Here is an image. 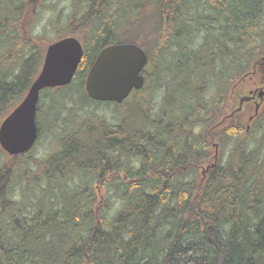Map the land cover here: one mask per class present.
<instances>
[{
    "label": "trees",
    "instance_id": "1",
    "mask_svg": "<svg viewBox=\"0 0 264 264\" xmlns=\"http://www.w3.org/2000/svg\"><path fill=\"white\" fill-rule=\"evenodd\" d=\"M26 2L0 0V125L25 97L48 46L21 31ZM151 12L158 28L147 37H129L119 25L124 16L136 21ZM70 30L86 46L74 82L42 92L39 104L60 103L76 82L84 86L97 55L112 44H137L152 51L154 69L176 60L179 75L200 80L181 94L170 91L155 120L144 112L130 121L118 115L116 123L100 118L92 124L101 134L86 141L91 125L79 123L44 162L33 160V151L8 158L0 148V264H264V126L246 141L241 126L219 135L230 160L202 189L198 175L181 172L189 160H208L198 138L210 123H199V113L212 80L222 86L229 65L246 71L264 56V0H77ZM198 34L203 42L194 49Z\"/></svg>",
    "mask_w": 264,
    "mask_h": 264
},
{
    "label": "rangeland",
    "instance_id": "2",
    "mask_svg": "<svg viewBox=\"0 0 264 264\" xmlns=\"http://www.w3.org/2000/svg\"><path fill=\"white\" fill-rule=\"evenodd\" d=\"M75 1L77 2V0H27V5L24 8L26 18L24 19L21 31L26 34V36L28 34L30 36L43 37L45 45L54 43L61 38L68 37L71 31L70 23L74 12ZM129 18L130 17L124 16L123 19L119 21V25L131 30V33H128L129 37L144 38L147 37L148 34L151 35L157 31L158 23L155 14H152V12L149 15L146 14L145 16L139 17V19L137 18L136 21ZM202 42L203 35L198 34L195 39L197 46L194 49H198ZM221 43L227 45V52L232 53L233 50L235 51L232 44L229 45L225 43V41H221ZM83 46L86 48L85 44ZM151 54L152 51L149 50L148 55ZM217 59L219 61V58ZM151 60H153V57H151ZM218 61L217 64H219ZM244 63L247 67L248 61L244 60ZM151 66L152 68L147 67L148 72L150 74H155V69H157L160 72L159 79L151 75L149 85H147V89L145 90L146 93L144 91L141 94L143 95L142 97L136 95V92L132 93L123 104L88 101L81 88L83 85H81L79 81L75 83V87L73 86V92L70 94V92L67 91L65 94L67 95L66 99L60 100V103H55L54 100L52 102L46 100L45 103L47 104H39L41 105L42 112L41 115L37 116V126L41 133V137L37 141L31 158L44 162L59 153L63 150L65 146L64 143L67 141H63V139L72 129L74 132V129H76L75 127H77L79 123L91 125V129H88L89 132L81 137V141H86L97 139L99 134H101L100 128L92 124L101 123L97 120L100 118L108 123H116L113 121L118 119V115L122 120L130 121L135 118H142V113L144 112L143 117L149 115L151 120H155L156 113L159 114L163 105L165 106L164 103L167 102L166 96L170 91L181 94L183 93V89L189 90L194 85L196 86L197 81L200 80V75H194L189 72L179 75L177 73L176 60H165L159 66L155 67V69L152 64ZM227 70L222 86V80L218 82L212 80L213 86L208 90L207 94L209 98L213 99L216 94L220 93L222 90H226L234 74L244 71V68H236L235 65L233 67L229 65V69ZM207 71H210V69H207ZM177 75H179V77H177ZM171 110L172 109H169L166 115H171ZM54 119L59 120V122L52 123ZM144 123L148 124L150 121L146 120ZM228 152L229 151L222 146L221 153L223 154V158L221 164L223 166L230 160ZM31 167H33V165H31ZM38 174V169L34 170L33 175H35V178L40 179Z\"/></svg>",
    "mask_w": 264,
    "mask_h": 264
},
{
    "label": "water",
    "instance_id": "3",
    "mask_svg": "<svg viewBox=\"0 0 264 264\" xmlns=\"http://www.w3.org/2000/svg\"><path fill=\"white\" fill-rule=\"evenodd\" d=\"M84 55V47L76 37H67L48 46L42 68L26 96L0 125V148L9 157L26 154L36 145L39 134L36 116L41 93L71 85ZM147 64L146 53L137 45L108 46L91 66L85 92L95 102L122 104L133 91L144 87L142 72ZM230 90L248 92L251 97L244 100L253 99L254 107L243 117V139H246L264 110V56L255 59Z\"/></svg>",
    "mask_w": 264,
    "mask_h": 264
},
{
    "label": "flooded vegetation",
    "instance_id": "4",
    "mask_svg": "<svg viewBox=\"0 0 264 264\" xmlns=\"http://www.w3.org/2000/svg\"><path fill=\"white\" fill-rule=\"evenodd\" d=\"M151 75L152 74L148 73L146 70L143 72V76L145 78V87L146 85H149V80H150ZM229 86L227 87L226 90L221 91L219 95V100L215 101L214 103H213V100L210 101V98H207L205 96L202 98L204 102L209 100V104L205 103L204 105L200 106L199 116H200V119H202V122H199V123H208V124L210 123V126L207 129L205 128L201 136L198 138V141L200 143V147L204 149L209 155H208V160H204L203 162L202 161L196 162V161H190V160L187 162V166L184 167L181 170V172H183L188 178H190L191 174L200 176L205 171L204 170L205 168H208L213 164L214 159H215L214 156L216 154L217 145L221 149V139L219 138V135L223 134L225 131H228L229 129H231L232 132L236 133V129L239 126L238 123H243V117L247 114V112L253 106V99L250 101L244 100L245 98L251 97L249 94H247L248 92L247 93L245 91H232L231 92L230 90L231 87ZM190 116H191L190 110L186 111L185 116H183L185 119L184 123H185V128H186L185 130L186 140L185 139L184 140L186 141L187 148L189 147L191 148L190 140L192 138L190 137V125H189ZM172 117H174L173 114H172ZM157 122L160 123V121L158 120ZM171 123H175V122L172 120ZM215 123H218L219 126L222 125L221 129L223 130L221 131L220 130L217 131L215 129L212 130L211 128L215 125ZM254 123L256 125L258 124V127L260 126L263 127L264 110L257 117ZM187 155L189 156V153ZM221 157H222V154L220 152V159ZM219 168H220V162H219V167L214 170H210L209 174H211L214 171H217V169ZM123 177L124 179H126L125 175ZM106 180L110 182L114 179L108 176ZM101 188L104 192L108 190L107 186L105 185L102 186ZM105 211H107L106 212L107 217L110 218L111 217L110 211L108 209H105Z\"/></svg>",
    "mask_w": 264,
    "mask_h": 264
},
{
    "label": "bare ground",
    "instance_id": "5",
    "mask_svg": "<svg viewBox=\"0 0 264 264\" xmlns=\"http://www.w3.org/2000/svg\"><path fill=\"white\" fill-rule=\"evenodd\" d=\"M170 115V114H169ZM118 125V124H117ZM77 144H79V143H77ZM94 145V144H93ZM125 147V146H124ZM67 148V147H66ZM71 150V149H70ZM121 156V155H120ZM114 161V160H113ZM117 161V160H116ZM67 168H69V167H67ZM51 172V171H50ZM76 172V171H75ZM191 174V173H190ZM76 175V174H75ZM58 176V175H57ZM186 177V176H185ZM90 178V177H89ZM252 178V177H251ZM78 179V178H77ZM253 179V178H252ZM191 180V179H190ZM191 182V181H190ZM189 183V182H188ZM44 195V194H43ZM69 198V197H68ZM41 200V199H40ZM43 202V201H42ZM61 212V211H60ZM61 214V213H60ZM63 214V213H62Z\"/></svg>",
    "mask_w": 264,
    "mask_h": 264
}]
</instances>
